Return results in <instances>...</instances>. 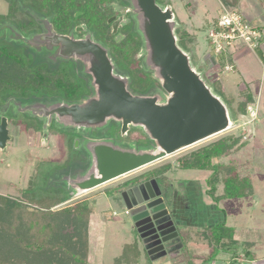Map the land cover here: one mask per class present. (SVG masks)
Returning a JSON list of instances; mask_svg holds the SVG:
<instances>
[{
    "label": "rangeland",
    "instance_id": "374dc122",
    "mask_svg": "<svg viewBox=\"0 0 264 264\" xmlns=\"http://www.w3.org/2000/svg\"><path fill=\"white\" fill-rule=\"evenodd\" d=\"M163 1L167 0H157L161 5ZM80 3H82L81 7L88 11L87 4L83 3V0ZM170 4L178 22L175 30L178 40L177 29L180 27L196 33L198 44L195 52L189 50L191 61L203 74L213 91L228 105L234 126L140 168L130 176H123L92 190L75 194L69 190L63 177L85 169L90 162L89 154L80 140L83 142L86 138L109 139L124 147L142 148L147 147L151 142L144 130L141 127H132L126 135H122L121 124L111 121L104 128H92L87 131L63 127L54 119L45 130L47 118L32 115L29 111H20L14 102L4 97L0 99V121L2 116L8 118L11 138L6 148H0V194L23 196L32 204L42 202L44 196H54L57 199L71 197L58 208L88 201L92 208L89 224V264H111L114 258L121 254L126 243H138L143 252V261L146 260L145 255H147L148 261L153 260L155 264H227L232 258L238 264H264V52L260 51L262 46L251 49L238 38L236 40L238 48L228 47L219 53L220 58L222 57L223 60L230 58L231 63L236 65L233 70H225L221 65L219 68L216 54L212 53L213 47L207 35L211 18L223 13V5L239 12L246 22L259 28L264 35V0H172ZM8 9V1L0 0V27L4 23L10 24L12 20L18 22L24 15L27 16L23 11L10 18L7 15ZM35 9L37 13L44 14L42 8ZM218 11L221 13H217ZM78 17L70 16V21L80 20ZM83 17L85 19L82 21L90 23L87 13ZM130 21L132 23L128 27L129 36L126 39L125 36L119 38V44L115 52L113 50V55L124 50L127 59L132 62L129 53L134 52V55L132 54L134 63L131 67L135 68L136 72L124 73L130 77L129 88L132 92L145 95L162 92L161 85L153 78L152 71L144 63V57L141 55L143 38L133 15ZM15 28L19 31V28ZM3 33L8 34L7 30ZM261 41L264 43V36ZM8 42H12L17 51L27 58L35 54L38 60H48L43 53L34 51L21 41L8 40ZM122 54H119L120 61L125 62ZM68 61L71 60L52 62L49 67L55 68L61 64L68 72L66 74L69 76V81L77 83L81 80L84 83L82 97L76 102L81 101L93 93V89L89 86L90 78L80 72L83 69L82 63L74 60L70 64H65ZM118 64L121 68H127V65ZM246 86H250L253 90L255 101L249 104L246 114L237 118L231 107L233 99L230 102L229 98L234 97L235 101L233 100L232 105L237 107L239 104L237 97ZM56 98L61 99L57 96ZM17 100L23 105L29 103L28 98L25 97H19ZM230 134L239 137L240 142L244 144L238 150L223 157L222 161L238 160L241 173L249 175L254 185V194L246 198L223 200L216 205L215 200L207 193L209 186L206 179L211 172L181 169L178 158ZM77 140H79L78 144ZM168 163L169 170L156 177L157 180H152V187L156 189L157 194L162 193V197L155 202L152 201V205H155L148 215L146 212L137 214V210L146 205L145 201L148 197L145 198L146 200L135 197L133 201L134 197L124 195L125 198H120L119 195L116 197L114 194L117 185L126 179L142 175ZM219 192H222V186H219ZM154 197L156 195L152 194V198ZM157 202L161 203L160 207L165 208L164 211H160L161 213L157 212L159 209L156 207ZM172 214L174 216L171 218ZM151 216L152 231L144 225L147 221L150 222ZM159 218L162 220L158 225ZM223 219H226V223L234 230V237L253 242L251 249L255 252L256 260L249 261L245 250L242 249L231 258L228 252L224 253L221 249L214 250L199 234L204 231L203 229ZM168 225L172 226V230L166 228ZM158 227L160 231H167V234L164 232L161 234L157 230ZM140 234L146 237L139 238ZM166 244L169 245L168 249L165 248Z\"/></svg>",
    "mask_w": 264,
    "mask_h": 264
},
{
    "label": "water",
    "instance_id": "95a60500",
    "mask_svg": "<svg viewBox=\"0 0 264 264\" xmlns=\"http://www.w3.org/2000/svg\"><path fill=\"white\" fill-rule=\"evenodd\" d=\"M131 11L143 38L141 55L162 92L134 93L130 77L118 71L109 48L90 33L84 38L58 33L47 18L35 16L44 31L24 36L13 25L0 27L8 38L21 41L36 52L47 51L48 60L80 61V71L90 78L93 93L81 101L59 98L34 100L23 105L12 98L20 111L47 118L45 130L53 119L67 128H104L111 121L121 124L122 135L141 127L152 141L147 147H124L109 139L86 138L83 148L90 157L85 169L64 175L70 190L79 194L111 182L181 149L234 126L228 105L206 82L191 61V53L179 43L178 22L171 4L157 0H130ZM11 136L8 118L1 117L0 148ZM79 143V140L76 141Z\"/></svg>",
    "mask_w": 264,
    "mask_h": 264
},
{
    "label": "trees",
    "instance_id": "16d2710c",
    "mask_svg": "<svg viewBox=\"0 0 264 264\" xmlns=\"http://www.w3.org/2000/svg\"><path fill=\"white\" fill-rule=\"evenodd\" d=\"M7 1L9 8L7 15L10 18L23 11L27 14L20 21L12 20L10 24L29 32L38 26L34 16L29 12L30 9L36 11L35 8H42L44 14L53 15L55 22L64 25L74 11L79 8L76 3L81 0ZM171 1H163V5L166 6ZM86 6L88 9V5ZM177 30L180 45L186 51L195 52L198 44L196 33L188 32L183 27ZM3 32H0V99L25 97L31 102L57 96L62 100L75 102L82 97L84 83L81 80L77 83L69 81V76L66 74L68 72L63 69L61 64L51 68L49 64L52 61L38 60L37 56L31 53H27L31 54L30 58H27L26 55L17 51L12 42H8V40H15L9 39L8 34ZM124 52L123 50L114 56L118 63L130 68L134 63L132 58L134 52L129 53L132 62L127 59ZM119 54H122V59L125 62L120 61ZM229 59L223 60L222 57L220 58V54L216 55L219 68L221 65V68L225 69ZM72 61L74 60L61 63L70 64ZM130 69L132 73L136 72L135 68L131 67ZM238 96L237 107L232 105L234 97L229 98L230 102L233 99L231 107L237 118L239 115L246 114L249 104L255 101V94L250 86L242 89ZM243 144L239 137L232 134L226 135L179 157L178 164L181 169L211 172L206 179L209 186L207 193L215 200L216 205L227 199L250 197L254 194V185L249 175L241 173L238 160L222 161L223 157L238 150ZM169 168V163L164 164L148 171L145 175L160 177ZM219 186H222V192L218 193ZM43 198L42 202L32 204L31 201H26L23 196L13 197L0 194V264H89V224L92 208L88 201L58 208L71 197L57 199L54 196H44ZM38 199L40 200V197ZM222 211L224 210L222 209ZM203 230L199 234L209 245L211 244L214 250L221 249L224 253L228 252L232 258L238 250L242 249L245 250L249 261L256 260L255 252L251 249L253 242L242 241L234 237V230L226 223V219ZM142 256L143 252L138 243H126L121 254L116 256L111 264H155L153 260L148 261L147 255H145L146 260L143 261ZM231 258L229 257L230 260ZM227 264L238 263L232 258V261H227Z\"/></svg>",
    "mask_w": 264,
    "mask_h": 264
},
{
    "label": "flooded vegetation",
    "instance_id": "af4514ba",
    "mask_svg": "<svg viewBox=\"0 0 264 264\" xmlns=\"http://www.w3.org/2000/svg\"><path fill=\"white\" fill-rule=\"evenodd\" d=\"M86 2L88 5V11H86V9L82 8L81 7L82 3H80V1H78L76 4L79 6V8H77L71 16L75 17V18L79 16L78 18L80 20L76 19L74 22H71L69 19L68 21L65 22V24H64L65 26L59 25L57 22H55L53 19L54 17L52 15L42 14V13L40 14V13H37L36 11H33L32 9H30L29 12L31 13V15L34 16V18H35V16L40 15L39 17H41V18L49 19L50 22L52 23L54 29L60 34L74 35L76 38H84L88 33H90L96 41H99L100 43H102L103 45H105L106 47L109 48L110 55L112 56V58L116 62L119 72H121V73H132L130 71L131 69L129 67L121 68V66L118 64L115 56L113 55V50L115 52V49L118 46L117 44H119V42H118L119 38L121 39V38H123V36H125V39H126L129 36V28L128 27H130L129 25L132 23L130 21V18L132 19V15H134L132 13V11L130 10L131 9V1L130 0H83V3H86ZM85 13H87V18L90 21V23L89 22L86 23V22L82 21L83 19H85L83 17V15H85ZM35 21H36V18H35ZM36 24L38 25L37 28L30 30L29 32H27L26 29H23V30L19 29V31L24 36L42 33L44 31L43 25L39 24L37 21H36ZM5 30H3V31L5 32ZM41 53L47 54V51L43 50V52H41ZM46 98H48V97H46ZM46 98H43L40 100H44ZM12 102H14V101L12 100ZM69 102H74V101H69ZM80 143L82 144L81 140H80ZM151 144H152V141L150 142L149 145H151ZM131 173H129L128 175H125V176H130ZM147 173H148V171L143 173L142 175H137L133 178L126 179L125 181H123V183H120L119 185H117V188L114 189V194L116 195V197H118V195H119L120 198H123L124 195H125V197L128 195L129 197H134L133 201H135L136 198L137 199L140 198V200L141 199L146 200L145 198L148 197V199L145 201L146 205L144 206V208L140 207L139 208L140 210H137L138 211L137 214L146 212L148 215L149 211H152V207H154V205H155V204L152 205V201L155 202L162 197V193H161V195L157 194L156 189L154 187H152V180H157V178L152 177V175H145ZM152 194L156 195V197L152 198ZM160 204H161L160 202L156 203V207L159 208V209H157L158 213L160 211H164V209H165V208L160 207ZM166 208H167V206H166ZM168 210H169V213H171L170 208H168ZM137 214H135V215H137ZM177 215H178V213H177ZM163 216H165V215H163ZM170 216L172 218L174 216V214H172ZM167 218L168 217H166V220H167ZM161 220L162 219L159 218L158 225L160 224ZM151 223H152V216H151L150 222L147 221L146 223H144V225L148 226V228L152 231ZM166 228H168L169 231L172 230V226L168 225ZM149 229H146V230H149ZM157 230L160 231V227H158ZM163 232H164V234H167V231H162V230L160 231L161 234H163ZM155 234L156 233H154V235ZM139 236H140L139 238H143V239L146 237V236L143 237V235H141V234ZM151 236H152V233H151ZM170 242H171V240H170ZM168 246L169 245L166 244L165 248L168 249Z\"/></svg>",
    "mask_w": 264,
    "mask_h": 264
},
{
    "label": "built area",
    "instance_id": "2783aa9c",
    "mask_svg": "<svg viewBox=\"0 0 264 264\" xmlns=\"http://www.w3.org/2000/svg\"><path fill=\"white\" fill-rule=\"evenodd\" d=\"M208 37L214 53L219 54L231 47L238 38L251 49L262 46L263 34L259 28L246 22L239 12L224 7ZM232 69V64L225 65V70Z\"/></svg>",
    "mask_w": 264,
    "mask_h": 264
},
{
    "label": "crops",
    "instance_id": "0c3cea01",
    "mask_svg": "<svg viewBox=\"0 0 264 264\" xmlns=\"http://www.w3.org/2000/svg\"><path fill=\"white\" fill-rule=\"evenodd\" d=\"M201 4L203 5L204 3H203V1H201ZM224 7H226V5H223V8ZM192 8H193V10H194V7L192 6ZM217 13H221L220 11H218ZM218 15V14H217ZM218 17H219V15L216 17H212L211 18V20H210V24H211V26H210V29H212L213 27H214V24H215V22H217V19H218ZM214 23V24H213ZM210 29H209V31H210ZM208 35V34H207ZM264 36V35H263ZM197 39H198V37H197ZM208 40H209V38H208ZM238 43L235 41L234 43H233V45L231 46L232 48H238V46L239 45H237ZM260 51L263 53L264 52V43H262V47L260 48ZM214 52V51H213ZM212 52V53H213ZM213 54H215V53H213ZM217 55V54H216ZM263 55H264V53H263ZM230 61H227V63L226 64H232L233 65V69L234 68H236V65L235 64H233V63H231V59H229ZM219 65V64H218ZM232 69V70H233ZM243 74V73H242ZM251 105V104H250Z\"/></svg>",
    "mask_w": 264,
    "mask_h": 264
}]
</instances>
